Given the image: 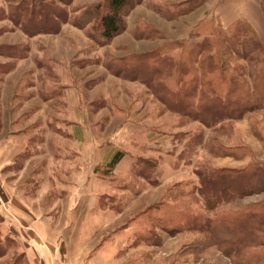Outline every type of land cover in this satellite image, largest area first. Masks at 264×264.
Returning <instances> with one entry per match:
<instances>
[{
	"label": "rangeland",
	"instance_id": "374dc122",
	"mask_svg": "<svg viewBox=\"0 0 264 264\" xmlns=\"http://www.w3.org/2000/svg\"><path fill=\"white\" fill-rule=\"evenodd\" d=\"M106 4L0 0V215L73 264H264V178L199 176L264 167V0H141L109 42Z\"/></svg>",
	"mask_w": 264,
	"mask_h": 264
},
{
	"label": "trees",
	"instance_id": "16d2710c",
	"mask_svg": "<svg viewBox=\"0 0 264 264\" xmlns=\"http://www.w3.org/2000/svg\"><path fill=\"white\" fill-rule=\"evenodd\" d=\"M60 1H64V0H60ZM140 1L141 0H106L107 10L104 13H102L101 8L100 7L98 8V11L100 13V28H98L99 38H101L104 42H109L113 37H115L120 32H122L125 29V18H124L125 12L135 4L139 3ZM22 4L23 2L21 3V5ZM27 13L28 10L26 11L25 16H28V18H30L31 16L33 17L35 12L33 9H31L29 11V14ZM214 57L215 56L212 55L211 59L214 60L213 59ZM209 94L210 92L208 93V95ZM208 102H211L209 106L211 107V109L215 110L216 112L226 106V102L222 101L220 95H218L216 92L212 94V97L210 99L206 100L205 104H208ZM121 157H122V152L116 153V155L111 161V166H114L116 163H118ZM255 166H251L249 168L250 170L248 169L243 173H239V174H237L234 171L230 173L229 170L214 169V170H210L209 173L208 171L206 173L204 171H200L199 176L202 181L203 189H205V187L208 186L207 188L211 190L212 189L214 190V187L219 186L218 184L219 180L221 181L222 179H225L227 177L228 179H230L229 182H227L225 186H221V188L223 190L226 189L232 191L235 189V187L233 186L234 184L237 183V181L243 180L241 183H245L244 185H246L247 183V186L251 187L252 186L251 184H253L256 181V179H261L262 177L264 178V167H260V166L255 167ZM261 184L264 185V182H262ZM221 188L220 190H222ZM217 195L218 194H214L213 197ZM260 213L261 212H259V215ZM263 224H264V216L259 221L257 227L262 226Z\"/></svg>",
	"mask_w": 264,
	"mask_h": 264
},
{
	"label": "crops",
	"instance_id": "0c3cea01",
	"mask_svg": "<svg viewBox=\"0 0 264 264\" xmlns=\"http://www.w3.org/2000/svg\"><path fill=\"white\" fill-rule=\"evenodd\" d=\"M9 207L11 208V205ZM21 222V217L14 213L10 215L2 212L0 215V224L11 227L10 231H4V236L13 239V244L18 247L23 258V264H73V261H68L66 254L64 256L60 253L57 243L52 241L47 230H36L31 226L30 230L24 231L13 226ZM9 257L10 251H6L0 254V261Z\"/></svg>",
	"mask_w": 264,
	"mask_h": 264
}]
</instances>
